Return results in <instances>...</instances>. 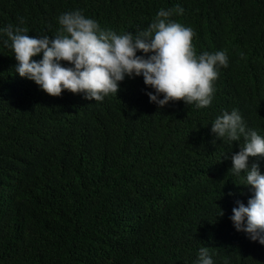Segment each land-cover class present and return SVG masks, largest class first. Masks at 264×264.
Instances as JSON below:
<instances>
[{"label": "trees", "instance_id": "16d2710c", "mask_svg": "<svg viewBox=\"0 0 264 264\" xmlns=\"http://www.w3.org/2000/svg\"><path fill=\"white\" fill-rule=\"evenodd\" d=\"M161 8L195 30L198 54L229 56L208 107L161 108L142 75L102 102L53 96L0 42V264H195L202 246L215 264H264V244L230 218L253 194L230 170L243 139L211 130L235 108L264 135V0H0V27L52 37L62 12L81 9L137 33Z\"/></svg>", "mask_w": 264, "mask_h": 264}, {"label": "clouds", "instance_id": "9594fccd", "mask_svg": "<svg viewBox=\"0 0 264 264\" xmlns=\"http://www.w3.org/2000/svg\"><path fill=\"white\" fill-rule=\"evenodd\" d=\"M175 11L183 14L184 8L177 5ZM172 15V9L161 8L146 29L118 33L77 9L59 15L60 27L52 37L30 36L27 27L9 24L0 27V42L13 50L18 62L15 71L53 96L69 90L102 102L117 96L126 78L142 75L154 89L147 91L150 101L161 108L180 99L197 108L208 107L216 91L214 82L220 68L228 66L229 56L225 50L198 54L195 30L170 19ZM40 54L42 58L33 59ZM211 130L231 144L243 139L231 156L230 170L236 176L243 174V185L253 194L247 204L236 201L230 218L238 231L264 244V173L258 161L250 163L251 157L264 156V135L248 129L235 108L217 116ZM195 264H215L208 246L199 248Z\"/></svg>", "mask_w": 264, "mask_h": 264}]
</instances>
